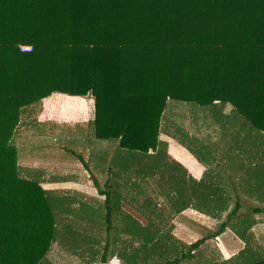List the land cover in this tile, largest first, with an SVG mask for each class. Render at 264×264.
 Listing matches in <instances>:
<instances>
[{
    "label": "trees",
    "instance_id": "trees-1",
    "mask_svg": "<svg viewBox=\"0 0 264 264\" xmlns=\"http://www.w3.org/2000/svg\"><path fill=\"white\" fill-rule=\"evenodd\" d=\"M57 93L91 94L95 137L118 140L112 164L150 158L137 171L138 182L129 184L139 194L140 181L150 174L145 166L158 160L153 154L168 155L161 124L177 103L192 104V112L205 108V121L215 109L225 126L237 121L264 137V0H0V264H39L58 235L56 209L65 210L71 201L50 197L54 192L38 180L21 176L12 142L23 110ZM92 179L104 195L110 232L116 228L112 201L120 207L124 183L101 188ZM136 196L131 199H141ZM179 201L174 214L191 204ZM240 206L236 199L215 230L190 244L169 232L151 234L157 229L150 224L132 227L137 221L130 215L125 232L140 247L131 243L120 256L132 264H177L227 227L248 240L247 216L238 220ZM108 251L106 242L102 264Z\"/></svg>",
    "mask_w": 264,
    "mask_h": 264
},
{
    "label": "rangeland",
    "instance_id": "rangeland-1",
    "mask_svg": "<svg viewBox=\"0 0 264 264\" xmlns=\"http://www.w3.org/2000/svg\"><path fill=\"white\" fill-rule=\"evenodd\" d=\"M92 99L90 93L85 96H70L57 93L55 99L52 101V106L49 108V118L43 126L38 125L39 123L35 125L33 119L28 122L25 119L26 115L29 116V119L34 118L35 112H38L39 108H25L21 115V121L23 123L20 122L21 127L16 131L12 140L13 144L17 145L20 175L29 179H36L39 182L42 180L41 186L43 188L55 191L52 193L54 196L52 195L50 197L57 195L60 197L66 196L71 200L68 205L65 202V210L62 209V211H59V209H56L58 235L48 255L39 264H102L101 254L106 242H108L109 251L106 258L107 262L103 264H112L113 259H110L112 253L117 252L118 254L121 252L119 246L123 248L128 245L130 246L134 242L127 236V232H125V226L128 223V217L130 215L137 221L132 227H140L137 224L139 223L141 225L142 222L146 223V225L150 224V229H157V232L152 230L148 231L151 234H158L161 231H164V233L169 232L168 234L173 236L174 239L180 240V242H194L204 235L207 229L215 230L220 222L225 220L228 213L232 210L235 200H226L227 197L223 193L207 192L206 190L209 188L205 183H198L200 181L197 182L189 175L180 161H177V159L172 158L168 154V144L180 145L200 163L205 164L207 162L212 167L223 164L225 161L227 162L225 166L232 167V163L240 162L239 158L235 155L231 147L227 149V146H220L222 139L217 138L216 132H218V129H224V123L221 119V114L217 110L214 109V113L211 116L209 115V120L205 121V115L202 112L206 110L205 108L195 107L196 111L192 112L190 108L192 104L189 105L181 102L177 103V106H173V110L168 109L162 119L160 139L166 143V153L168 155H164L162 151H156L153 156L158 160L154 164H151V167L145 166L144 170L150 168V170H147L150 172V177L146 176L145 180L140 181L143 184V191L142 188H140L141 192L139 194L134 191L141 198L139 199L140 201L138 199L135 201L131 199L134 196L132 189L135 187L134 185H129L130 189L128 188V193H125V188L127 187L124 184L132 182L131 177L123 182L124 184L121 186V191L122 193L124 192V196H122L125 200L120 204V207L118 201H112L114 205H111L110 218L115 222L113 225H117L114 230L118 231L119 229L117 235L113 230L110 232L105 231L107 222L103 218L106 213L102 206L103 197L96 190L91 194H95L97 197L99 196V199L90 198L88 194L73 193L71 190L66 193L59 191L60 194H57L58 189L56 186L58 184L55 182L58 167L54 161L59 160L64 155L65 149L69 150L71 148L77 151L79 146L83 144H98L106 148L109 144L111 146L115 141L113 139H96L92 134V126H88V122L83 123L84 121L79 120L82 118L79 114H82V111H86V113H83L84 119H90L92 117V113H87V111L92 112ZM222 111L226 113L230 110L227 107ZM214 117L216 118L214 119ZM226 120H229V117ZM28 124L31 130L26 127ZM227 129H233L235 132L237 130L239 131L241 160L247 161L252 159V157H255L253 159L257 160L264 159L263 136L256 138L254 134L245 130L237 121L231 124L229 128L227 127ZM221 135L225 136L223 133ZM221 135L220 137H222ZM89 139H91L90 142ZM108 150L109 148L100 151L98 154L99 162L104 160ZM220 151H222L221 154L218 153ZM254 152L255 154H253ZM77 153H79V150ZM208 159H210L209 162ZM134 160L137 161L138 158L136 159V156H134V158L129 159L130 162ZM139 160L138 163L141 162V164L138 165L140 166L144 162L147 164L151 161L147 156ZM91 164L93 165L94 162L92 161ZM218 171L217 166L215 172H211L216 173ZM248 174L249 169H243L240 172L242 177L241 187L238 185L239 181L236 180L237 183L232 182L230 188L240 187L242 192H250L252 194L255 193V189L259 191L260 188L252 185L249 181ZM124 175L125 173L122 172L121 180L124 179ZM227 175V177H232L233 173H228ZM223 177V174L220 175L219 180L223 179ZM246 178L247 183H245ZM49 180H52L53 183ZM224 180L229 181L227 178H224ZM134 181L138 182L136 179ZM108 184L113 187L117 183L109 181ZM170 186L172 189H169ZM249 189L251 190L249 191ZM172 197L173 200H170ZM184 199L191 200L189 208L195 210L205 208L209 212L214 213V215L211 216L212 218H205L192 212L189 217H186L187 219H184L189 222V225H183L182 219L174 214L176 212L174 208L180 206L179 200L182 202ZM142 201L141 206L140 203ZM172 201L173 203H171ZM123 204L133 205L135 211L124 209ZM229 204L231 205V209H228ZM240 204L241 206L238 210V216L240 217H238V220L240 221L243 217L247 216L248 235L250 234L249 217L251 215L248 211V204H251V202L240 199ZM185 209L184 207L183 210ZM186 210L188 213V207ZM200 210L197 211L203 212ZM232 222H235V219ZM175 223L176 225H181V228L186 233L175 230L171 232L172 227L170 226ZM244 224L245 221L242 220L241 226ZM158 230L160 231L158 232ZM225 233L226 235L224 237L229 236L231 242H233V244L230 243L231 246L224 248L221 242H219V237H213L201 245L191 259H185L181 264H251L254 261L264 259V248H261L259 243L249 240V236L248 240H244L245 243H242L243 238L238 237L231 227H227ZM107 239L109 241H106ZM172 245H176V243H168L169 247ZM262 245L264 246V243ZM232 250H235L234 253L229 254ZM156 252L164 254L161 247H158ZM232 255L234 256L232 257ZM173 256L175 255L172 254ZM224 257H228L229 259L223 261ZM139 263L141 264L142 261ZM150 263L151 259L145 262V264Z\"/></svg>",
    "mask_w": 264,
    "mask_h": 264
},
{
    "label": "crops",
    "instance_id": "crops-1",
    "mask_svg": "<svg viewBox=\"0 0 264 264\" xmlns=\"http://www.w3.org/2000/svg\"><path fill=\"white\" fill-rule=\"evenodd\" d=\"M56 94H52L49 97H46L44 99H42L41 103L38 104V106H30L29 109H36V107L39 108L38 112H35L36 114L34 115V118L29 119V116L26 115L25 119L26 122H28L29 120H34V124L37 125V123H39L38 125L43 126L44 123H46V121L49 118V108L52 106V101L55 99ZM92 106H93V99H92ZM229 109V108H228ZM86 113V111H82V114L79 113L82 118L79 119L80 121H84L88 122V126H92L93 129V112H89L87 111V113H92V117L89 119H84V114ZM21 120H22V116H21ZM20 120V122H22ZM206 120V118H205ZM205 122V121H204ZM23 123V122H22ZM21 124V123H20ZM19 124L18 129H20L19 127H21ZM205 124V123H204ZM203 124V125H204ZM230 124H226V126L224 125V129H218L216 132L217 138H221L222 139V144L220 146H227V149L231 147V149L235 152V155L239 158L240 162H235L232 163V167L230 166H225L226 165V161L223 164H218V169L219 171L215 172V168L217 166H210L207 162L205 161H201V162H205V164L200 163L194 156H192L186 149H184L183 147H181L180 145L176 144H168V154L173 158L177 159V161H180V163L186 168V170L188 171V174L191 175L198 183H205L206 186L209 188L206 191L209 193H215V192H219V193H223V195L226 198V200H238L240 202V199H242V201H248L251 202V204H248V211L251 213L250 215V222H249V240H251L252 242H257L259 243V246L261 248H264V246L262 245L264 243V159H253L255 157H252V159L249 160H241L240 158V154H241V146L239 144V135L237 134V132H235V130L233 129H227V127L229 128ZM26 127L31 130L30 125H26ZM204 128V126H203ZM17 129V130H18ZM222 130V131H221ZM224 134L225 136H222L221 134ZM93 136L94 135V131H92ZM220 135L222 137H220ZM15 136V135H14ZM96 138V137H95ZM173 138V137H171ZM97 139V138H96ZM175 140V139H174ZM91 141V139H89V142ZM224 142V143H223ZM83 143H85L83 141ZM110 145V144H109ZM107 146L106 148H109L108 153L106 154L104 160L102 162L98 161V154L100 153V151L105 150L106 148H103L104 146H99L98 144H83L79 146V153L78 150L75 151V149H69L64 151V155L59 158V160L54 161L55 164H57L58 167V173H57V178H56V184H58L56 186V188L58 189L57 194H60V192H69L71 190V192L73 193H80L82 195L88 194V196H90V198H96L99 199L100 197L95 196V194H91L93 193L95 190L97 191V193L103 197L104 200V195H101L97 189V187L94 185L93 183V177L97 180V182L100 184L101 188H104V185L107 184L109 181H113V182H125L128 180L129 177H131L132 181H134V179L138 180V173L137 171L142 167H140L141 164L138 163V161H128V160H119L117 161V163L112 164V162H110L111 158L113 157L115 151H119V147H118V140H115L111 146ZM17 146V145H16ZM123 152V151H120ZM222 151L218 152L219 154H221ZM78 154L80 157H78ZM85 154V155H82ZM255 154V152L253 153ZM119 158H122V156H120ZM210 159H208L209 162ZM94 162V164L92 165L91 162ZM237 163V165H236ZM249 169V174H248V178L249 181L251 182L252 185L256 186L257 188L259 187V191L258 190H254V194L252 193H244L241 191L240 187V183L242 181V177L240 175V172L243 169ZM135 169V170H133ZM226 170V171H224ZM241 170V171H240ZM214 171V172H211ZM122 172L125 173V175L123 176V180H121V174ZM228 173H233V176L231 177H227ZM224 175L223 179L219 180V176L220 175ZM227 175V176H226ZM226 176V177H225ZM234 177V178H233ZM52 178V177H51ZM224 178H227L226 181L224 180ZM239 181L240 187H234L233 189L230 188V184L233 183H237V181ZM40 180V184H41ZM52 181V180H49ZM53 183V181H52ZM245 183H247V178L245 180ZM129 184L130 183H125L124 185L127 187L125 188V193H128L129 188ZM122 186V185H121ZM120 186V189H121ZM211 186V187H209ZM217 186V187H214ZM253 186V187H254ZM129 188V189H128ZM255 188V187H254ZM45 189V188H44ZM133 189V193L135 194L136 190L134 188ZM47 190V189H46ZM251 189H249L250 191ZM50 192H55V191H51L48 190ZM135 191V192H134ZM70 192V193H71ZM124 193V192H123ZM123 193L121 195H123ZM136 195V194H135ZM211 195V194H210ZM124 196V195H123ZM120 198L121 204L123 203V200H125L124 197ZM222 196V195H221ZM124 198V199H123ZM223 199V196L221 197ZM233 205V204H232ZM190 206V205H189ZM123 208L128 210L131 209L132 211H135L133 205L129 206L128 204H123ZM187 209V207H186ZM182 210L179 213H177V217H180V219H182L181 221H183V225H189V222L187 220L186 217L190 216L191 213H196V215L202 216V217H207V218H212L211 216L214 215V213L209 212L207 209H192L188 207V213L186 212L187 210ZM228 209H231V205H228ZM197 210H200L203 212H199ZM129 211V210H128ZM248 212V214H250ZM136 213V212H135ZM138 216L139 214L136 213ZM180 215V216H179ZM237 215H239V213H237ZM141 217V216H139ZM143 220L144 217H142ZM191 221V220H190ZM142 222V220H141ZM115 222L112 221V225ZM182 224V223H180ZM143 227H146V223L141 224ZM117 226V225H116ZM113 227H115L113 225ZM170 227H172V230H175L177 232H184L186 233L185 230H183L181 227V225H176L172 224ZM113 232H119L113 229ZM225 230L220 233L218 236H216V238H218L221 242L222 247H227V246H231V244H233V242H231V238H229V236H226ZM212 239V238H211ZM209 240V239H208ZM207 241V240H206ZM205 241V242H206ZM185 244H190L192 242H185L182 241ZM204 242V243H205ZM203 243V244H204ZM231 243V244H230ZM242 243H245V241L243 240ZM202 244V245H203ZM121 251L123 250L122 246H119ZM140 247V243L138 242H132V248H139ZM127 248H129V246H127ZM200 248V247H199ZM199 248H197L196 250H198ZM182 249V247L180 248V250ZM193 251V256L195 251ZM235 250H232L231 253H234ZM179 254H181V252H179ZM140 256H143V251L139 253ZM234 255H232L233 257ZM110 259H113L112 264H132L127 262L123 257L120 256V253L117 254V252L112 253V255L110 256ZM228 257H224L223 261L228 260ZM109 260V259H108ZM137 260L136 263L134 264H140L139 262L142 261ZM107 262V261H106ZM182 262V261H181ZM177 263V264H181ZM141 264H145V262L141 263Z\"/></svg>",
    "mask_w": 264,
    "mask_h": 264
},
{
    "label": "built area",
    "instance_id": "built-area-1",
    "mask_svg": "<svg viewBox=\"0 0 264 264\" xmlns=\"http://www.w3.org/2000/svg\"><path fill=\"white\" fill-rule=\"evenodd\" d=\"M20 48H21V50H30L31 49V47L27 46V45H22Z\"/></svg>",
    "mask_w": 264,
    "mask_h": 264
}]
</instances>
